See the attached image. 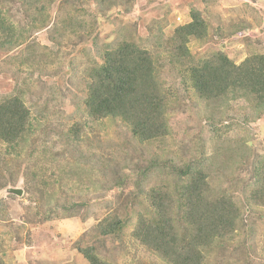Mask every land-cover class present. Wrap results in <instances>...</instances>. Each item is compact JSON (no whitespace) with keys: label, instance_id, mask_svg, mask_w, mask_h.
I'll use <instances>...</instances> for the list:
<instances>
[{"label":"rangeland","instance_id":"374dc122","mask_svg":"<svg viewBox=\"0 0 264 264\" xmlns=\"http://www.w3.org/2000/svg\"><path fill=\"white\" fill-rule=\"evenodd\" d=\"M1 8L24 39L0 48V97L23 93L38 120L20 154L0 143L2 264H88L80 251L86 245L110 263L169 264L132 239L131 225L116 240L92 234L110 212L134 223L143 185L171 187L162 167L186 164L207 172L211 197L231 196L239 210L236 230L203 251V264H264V205L253 195L261 186L255 168L264 158V113L254 119L244 100L207 105L186 69H168L164 54V138L139 141L120 120L89 118L82 105L89 70L105 49L132 41L153 54L158 40L168 42L190 21L191 9L207 25L203 39L187 44L195 60L221 52L239 64L264 54V0H53L35 26L38 17L22 0Z\"/></svg>","mask_w":264,"mask_h":264},{"label":"trees","instance_id":"16d2710c","mask_svg":"<svg viewBox=\"0 0 264 264\" xmlns=\"http://www.w3.org/2000/svg\"><path fill=\"white\" fill-rule=\"evenodd\" d=\"M5 1L0 0V48L18 46L24 39L16 32V27L8 24L1 8ZM52 1L44 4L42 0H22L38 17L30 26L42 24L49 17ZM74 23L80 22L74 19ZM61 27H66L63 21ZM206 30L199 12L191 9L190 21L178 26L168 42L158 40L153 54L132 41H122L105 49L101 63L93 65L87 76L82 102L84 113L92 119L120 120L131 135L142 142L167 136L169 101L160 78L164 54L163 63L168 69H186L190 87L198 99L207 105H228L230 101L244 100L254 113V119H258L264 113V54L250 55L239 64L221 52L195 60L187 44L190 39H203ZM23 96L20 93L0 97V143L6 146V151L11 150L16 155L21 153L38 122L26 107ZM167 166L162 169L173 179V186L154 190L144 184L142 192H147H143V210L135 213L134 223L130 215L122 217L110 212L96 222L92 236L116 240L131 225L132 239L169 264H203V251L236 230L239 210L231 196H210L214 187L209 184L207 172L197 165L171 169ZM255 174L261 186L253 195L264 205L262 157ZM80 251L88 264H115L100 258L94 246L86 245Z\"/></svg>","mask_w":264,"mask_h":264},{"label":"water","instance_id":"95a60500","mask_svg":"<svg viewBox=\"0 0 264 264\" xmlns=\"http://www.w3.org/2000/svg\"><path fill=\"white\" fill-rule=\"evenodd\" d=\"M6 192L7 193H10V194H13V195H16V196H21L22 195V190L21 189H16V188H8L6 189Z\"/></svg>","mask_w":264,"mask_h":264}]
</instances>
